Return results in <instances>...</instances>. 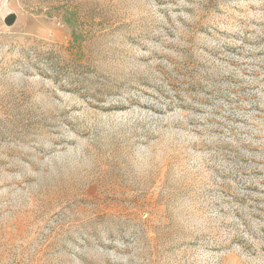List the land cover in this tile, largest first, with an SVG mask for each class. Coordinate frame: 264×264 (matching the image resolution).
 <instances>
[{
	"label": "rangeland",
	"instance_id": "rangeland-1",
	"mask_svg": "<svg viewBox=\"0 0 264 264\" xmlns=\"http://www.w3.org/2000/svg\"><path fill=\"white\" fill-rule=\"evenodd\" d=\"M0 264H264V0H0Z\"/></svg>",
	"mask_w": 264,
	"mask_h": 264
}]
</instances>
